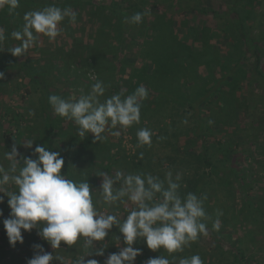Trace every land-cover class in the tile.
<instances>
[{"label":"rangeland","instance_id":"1","mask_svg":"<svg viewBox=\"0 0 264 264\" xmlns=\"http://www.w3.org/2000/svg\"><path fill=\"white\" fill-rule=\"evenodd\" d=\"M57 1L61 0H33L35 4ZM233 1L80 0L78 4L66 7L77 13L75 23H69L66 18L58 25L62 31L54 41L41 35L39 41L19 57L7 49L20 42L5 33L7 38L2 45L5 50L0 51V59L9 55L15 64H24L33 76L25 77L19 67L5 68L0 63V72L4 73L0 80V164L8 168L9 161L4 158V153L10 151L13 144L20 153L30 156L35 140L45 127L42 90L49 96L56 94L67 99L74 94L79 97L87 94L98 79L104 82L106 89L100 98L103 101L122 90L124 96L130 95L143 85L149 94L142 103L141 121L126 131L120 130L118 137L106 131L103 133L106 140L93 143L92 134L80 137L74 122L61 117L57 132H52L51 136L65 161L62 172L66 174L69 170L78 175L80 181L88 180L94 189V201L99 198L98 188L103 179L98 174L103 172L111 176L101 163H109L110 172L150 173L162 180L168 171L173 177L180 173L181 197L194 193L197 177L207 175L202 192L197 196H207L204 208L211 219L204 222L208 235L200 236L182 252L168 253L165 257L173 264L194 254L200 255L203 264H264V78L260 79L259 85L249 83L250 78L255 77L256 59L248 53L241 66L244 73L240 78L239 74L236 77L242 87L231 89L228 82L231 77L227 72L233 63L224 60L237 39L230 25L231 18L226 14L211 15L202 11L212 7L223 13ZM241 2L238 11L245 30L263 38L258 64L264 72V0ZM127 4L142 8L144 16L139 24L125 19L127 29L120 43L115 36L117 19L111 17L110 7L124 8ZM38 9L20 0L19 7L10 13L13 17L9 21L1 19L0 27L5 31L9 27L10 31L20 30L25 12ZM132 12L129 17L135 14ZM179 45L186 48L183 50L185 56L177 51ZM165 46H168L167 53H164ZM147 52L155 60L147 56ZM232 56L235 58L236 54ZM213 82L223 92H234L238 103L241 98L253 95L257 103L253 102L255 107L250 109L253 118L245 117L242 107L223 105L220 100L212 101L214 97L209 99L217 94L215 86L210 88ZM206 87L209 89L205 96ZM211 92L214 93L212 96ZM168 94L191 98L194 107L177 103ZM30 110L32 115H29ZM199 124L208 128H200ZM144 127L154 133L150 147L137 146L136 132ZM118 129L119 126L111 131ZM6 132L11 135L9 143L4 136ZM200 136L213 151L212 158L221 173L213 174L204 161H198L195 154L201 150ZM27 140L34 141L32 148L20 144ZM226 148H230V152L223 156ZM233 170L237 173L231 175L229 171ZM243 176L248 181L247 186L243 185ZM119 186L117 183L114 187ZM5 188L13 190L12 185ZM7 199L5 196L4 202L0 203L3 216L10 211ZM132 206L131 202H118L111 208L102 202L97 205L101 212L119 214L121 219L127 215L125 209ZM218 210L223 215L219 216L221 228L215 231L212 223L217 219ZM3 219H0V264H27L34 254V244H42L47 252L63 257L64 264H73L86 254L83 239L71 247L62 242L61 248L52 249L50 245H44L36 229L22 231L23 243L17 242L13 247L9 244ZM119 235L118 229L113 227L104 241L96 242L97 248L106 247L104 255L88 256L85 261L95 258L103 264L109 253L119 250L116 246L120 243ZM123 246L121 241L120 247ZM133 246L141 249L135 264H144L154 253L158 257L167 252L163 248L154 252L142 240Z\"/></svg>","mask_w":264,"mask_h":264},{"label":"clouds","instance_id":"2","mask_svg":"<svg viewBox=\"0 0 264 264\" xmlns=\"http://www.w3.org/2000/svg\"><path fill=\"white\" fill-rule=\"evenodd\" d=\"M19 2L0 0V10L7 6L12 13L19 7ZM143 16L144 13L137 12L128 17L127 22L139 24ZM76 17L77 13L71 8H61L55 4L25 12L22 28L10 33L11 38L20 43L7 50L13 56H23L39 41L41 35L48 37L50 42L54 41L62 31L58 25L66 18L69 23H75ZM6 38L5 29L0 27V51L5 50L2 45ZM3 78L4 73L0 72V80ZM105 90L104 82L97 79L87 94L79 97L73 94L67 99L53 94L48 102L55 115L74 122L80 137L92 134L95 143L107 139L103 135L106 131L118 137L120 130L126 131L139 124L142 103L149 94L148 89L141 85L130 95L124 96L122 90L101 101ZM32 114L30 110L29 115ZM117 126L118 130L111 131ZM153 135L149 128L138 129L137 146L150 147ZM33 142L27 140L20 144L32 148ZM140 155L142 157L143 153ZM4 158L9 161V166L6 169L0 164V193H3L0 203L7 196L10 211L2 223L9 244L13 247L17 242L23 243L22 231L36 229L37 235L52 249L61 248L62 242L71 247L83 239L86 254L74 260L73 264H101L95 258L85 261V257L103 256L106 247L97 248L96 242L104 241L115 227L120 233L117 237L120 243L116 245L119 250L109 253L103 264H135L137 256L141 254V249L133 246L138 241L142 240L154 252L163 248L171 255L190 247L200 236L208 235L204 222L211 219L204 208L207 196L198 197L189 192L181 197L180 173L173 177V173L168 171L162 180L150 173L125 174L118 171L114 176H108L101 172L98 174L103 178L98 188L99 198L94 201V189L88 180L70 179L62 172L65 161L57 151L37 145L31 156H25L13 144L11 150L4 153ZM117 183L120 185L118 188L114 187ZM6 185L15 187L9 191ZM101 202L110 208L118 202H131L133 206L125 209L127 215L121 219L119 214L101 212L97 207ZM221 215L222 211L218 210L217 219L212 223L215 231L221 228ZM0 216H3L2 210ZM121 241L123 247H120ZM33 248L34 254L27 264H53L54 261L64 264L63 257L45 251L42 244H34ZM144 264H173V261L158 256L149 258ZM179 264H203V260L199 254H194L180 258Z\"/></svg>","mask_w":264,"mask_h":264},{"label":"trees","instance_id":"3","mask_svg":"<svg viewBox=\"0 0 264 264\" xmlns=\"http://www.w3.org/2000/svg\"><path fill=\"white\" fill-rule=\"evenodd\" d=\"M23 2H25L27 5L31 6V7H35V8H39V9H42L48 5H51V4H55L56 6L58 7H61V8H66V7H69V6H72V5H76L79 3L80 0H61V1H57V2H47V3H40V4H35L33 2V0H21ZM242 1V0H241ZM240 0H234L233 3L227 8L226 11H222L223 13H221L220 11H217V10H214L212 7H209V9L207 10H202L204 11V13H208V14H211V15H229V17L231 18V22H230V25L232 27V31L234 33V35L236 36V42L235 44H231L233 45L231 47V51H229V54L227 55V57L225 56L224 60H226L225 62H228L231 64V62L233 63L232 65V68L229 69V71L227 72L228 76L231 77L230 78V81L229 84L231 85V89H235V88H238V87H242L241 85H239L237 83V75L239 74V78H240V75H243L244 73V70L241 68V66L243 65L244 63V60H245V56L246 54L248 53H252L254 56H255V59H256V64H254L253 66V71H254V75L255 77H252L250 78L249 80V83L250 84H253L254 82H256V84L258 83V85L260 84V79H263L264 78V72H262V70L259 68V60H260V57H261V52H262V48H261V40L263 39L262 37H255V36H252L250 34L247 33V31L245 30V26L242 22V18L240 17V13L238 11V6H239V3L240 5L242 6V2ZM103 6H106V5H103ZM110 10L112 12V18H115L117 19V27H116V30H115V36L116 38L119 40L120 43L123 42V37H124V34H125V30L127 29L126 28V20L129 15H131V12H140L142 13V8L138 7L137 5H131V4H127L124 6V8H120V7H110ZM132 12V14H133ZM13 16L10 15V12L8 11V8L7 6H5L4 9L0 10V20L1 19H5V20H10ZM125 27V28H124ZM129 29V28H128ZM12 31H10V27L8 28L7 31H5V33H7V35L10 36V33ZM11 37V36H10ZM167 48L168 46H165V51L164 53H167ZM186 48L184 46H178L177 47V51L182 54V55H186L185 52L183 50H185ZM235 52V53H234ZM233 54H236V57L233 58ZM147 56H150L151 58L153 57L152 55H150L148 52H147ZM153 60H155L154 58H152ZM11 57L9 55H5L3 57H1L0 59V63L4 64L5 68H9V67H13V66H16V67H19L22 71H23V74L24 76H33L32 72L24 65V64H15L13 61L11 62ZM223 66H228V65H223ZM240 67V68H239ZM238 78V79H239ZM216 81V80H215ZM214 81V82H215ZM204 84H205V81H203ZM214 82L212 83V85L210 86V88H212L213 86H215L216 88V96H214L211 92V96L209 99H211L212 101L214 99L216 100H220L222 102L223 105H226V103L228 104H231L233 107L237 108V107H242L243 110H244V116L245 117H250V118H253V115L251 114L250 112V109L252 108V110L254 109V105H252V103L254 102L255 105H257V103H255V99H253V95L250 96L249 98H241L240 102L238 103V99H235L234 97V92H226V91H221L220 90V87H217ZM209 87H206L204 92H203V95H207V91H208ZM166 93V92H164ZM163 95V93H161ZM169 96H171L172 94H168ZM209 95V96H210ZM42 96H43V100H42V104H41V108H42V112H43V115H44V131L41 132V135L37 137V139L35 140V147L37 145H43L45 146L46 148H49L50 150L52 151H57V147L58 144H55V139L51 136L52 135V132L56 131L57 128H58V123H60V120H61V117L55 115L51 109V105L49 104L48 102V98H49V94L47 93V91H44L42 90ZM165 96V95H163ZM173 96V95H172ZM208 96V97H209ZM174 98V101L177 102V103H181V104H187L189 107H194V102L191 101V98H186L182 95H179V96H173ZM163 100V99H161ZM209 101V100H207ZM239 108V109H240ZM263 115V114H262ZM261 115V116H262ZM260 116V117H261ZM15 117V116H14ZM18 117L15 118V123L17 124L18 120H17ZM73 122V121H71ZM200 125V124H199ZM17 128H18V125H16ZM204 127V128H203ZM200 128H203V129H207L208 126L207 125H200ZM57 132V131H56ZM9 134V135H8ZM202 134V133H201ZM4 136L6 137V143H9L12 141V139L10 138V133L6 132L4 133ZM199 138H201L202 140V143H201V150L198 152V154H195L198 161L201 163L202 161H204L205 165H207L208 167L211 168V172L213 174H217V173H221L220 171H218V168H217V165L215 164L216 161L214 162L213 160V151L210 150V148L208 147V144H206L205 142H203V139L202 137L200 136ZM34 147V148H35ZM108 148H106V151L109 150V146H107ZM34 148L32 149V151H30V156L32 155V152L34 150ZM58 152V151H57ZM230 152V148H226L224 150V152L222 153L223 156H227L228 153ZM60 153V152H59ZM109 154V153H108ZM32 158H35V157H32ZM91 161V160H90ZM101 167L106 170L109 175L111 176H114L115 173L114 172H110L109 170V163H107L106 165L104 164H100ZM66 166V165H65ZM68 169V168H67ZM229 173L232 174H235L237 173L236 170H233V171H229ZM67 177L70 178V179H74V180H77V181H80L78 175H75L74 173H70L69 170H67V173H66ZM199 175V174H198ZM207 179V175H200V177L198 176L197 177V181L198 183L197 184H194L193 186V192L198 195L202 192V186L205 182V180ZM242 182H243V185L244 186H247L248 184V181H246L245 177L243 176L242 178ZM13 186V189H14V185ZM7 202V201H6ZM8 206V205H7ZM9 208V207H8ZM9 210V209H8ZM8 215H4V216H0V219H3L4 217ZM43 243L44 245L47 247L49 244L43 240ZM46 251V250H45ZM168 253L167 252H162L161 256H166ZM152 257H157V254L154 253V255L150 256V257H147L148 259L149 258H152ZM143 258V257H142ZM144 259V258H143Z\"/></svg>","mask_w":264,"mask_h":264}]
</instances>
